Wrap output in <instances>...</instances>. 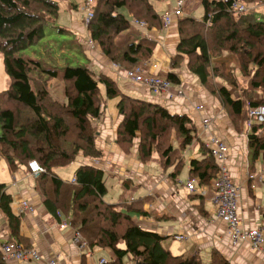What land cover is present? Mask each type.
<instances>
[{"label":"trees","instance_id":"obj_1","mask_svg":"<svg viewBox=\"0 0 264 264\" xmlns=\"http://www.w3.org/2000/svg\"><path fill=\"white\" fill-rule=\"evenodd\" d=\"M152 1L96 0L92 7L93 17L87 24L89 39L99 46L102 55L126 70L151 60L157 48V41L134 30L131 21L136 18L146 22L149 30H161L163 19ZM199 1L204 9L201 20L190 17L178 20L180 41L170 68L176 71L189 59L185 67L206 87L211 83L213 59L227 52L236 56L240 73H253L250 84L254 91L262 92V97L256 99L252 94L246 98L250 108L245 118L251 122L248 139L255 162L264 153V123L253 121L249 112L264 106V17L258 18L256 10L237 15L233 9L236 0ZM239 1L258 5L257 0ZM124 8L129 16L121 12ZM59 14L60 6L55 0H0V52L10 78L9 88L0 92V156L7 161L10 171L38 161L43 172L36 177V187L47 213L59 224L67 219L90 250H110L112 259L107 264H127L128 258L143 264H228L217 251H212L205 262L200 255H174L164 248L165 238L133 216L152 218V213L143 208V200L105 202L106 176L98 166H80L74 182L57 175L58 168L68 167L79 156L102 162L103 152L93 125L104 115L101 85L108 99L119 98L117 106L122 119L117 128V144L126 154L140 139V160L150 162L157 154L164 170L176 165L173 176H177L184 166L181 154L198 137L197 127L188 114L173 113L161 104L129 96L116 81L106 75L97 76L89 65L68 66L63 70L67 101L52 103L46 85L35 83L33 74L51 80L60 71L47 69L22 52L46 38V27L56 23ZM58 30L63 35L73 34L67 28ZM125 32L128 34L121 40ZM174 71L164 76L172 85H180L182 79ZM218 93L236 119L244 114L245 99L233 97L226 87H220ZM172 129L176 131L178 147L168 144ZM201 150L205 158L192 160L189 174L199 185L208 186L218 172V163L205 143ZM124 187L128 189L130 185L124 182ZM13 204L6 184L0 182V213L6 219L11 239L22 244V215H17ZM154 219L162 222L169 217ZM0 264H8L1 251Z\"/></svg>","mask_w":264,"mask_h":264},{"label":"crops","instance_id":"obj_2","mask_svg":"<svg viewBox=\"0 0 264 264\" xmlns=\"http://www.w3.org/2000/svg\"><path fill=\"white\" fill-rule=\"evenodd\" d=\"M154 1H152L153 5L155 4ZM164 1H166V4L162 12L165 10L167 13H170L173 10V4L169 0ZM189 2H191V0H189ZM188 10L191 11L189 8ZM69 25H67L66 28L74 32V34H78L76 32L77 30L83 32V34L87 32L84 22L77 17H75ZM133 26L134 30L157 41V48L155 49L152 59L143 62V64L150 65L151 63H156L158 65L157 69L152 68V70H150L148 66L146 70H150L151 74L165 78V74L174 71L170 68V60L174 58L177 45L179 44L178 19L174 18L172 24L168 28H163L161 30H142L135 25ZM127 34L124 35L121 40H124ZM80 41L82 42L81 39ZM83 48L86 51L87 48L85 46ZM90 48L93 55L91 63L95 64L97 67L96 72L91 65L92 68L90 69L92 71L99 75H106L114 81H116V75L119 77L122 76L121 78L128 81L125 86L127 89L126 91L133 92L136 95L130 93L125 94L134 98L161 104L173 113L188 114L197 127L198 139L206 145L209 142L210 135L204 131L201 120L202 117L205 116L214 118L215 123L212 127V131L225 139L229 145L226 164L232 179L240 188L238 207L244 229H255L259 227V225H262L264 223V167L262 168L263 172L256 178H253V160L248 139L250 133L249 122H244L239 130L234 128L224 108L222 106L219 107L220 103L218 101L214 102L209 94L203 89H199L196 83V77H194V80L190 83L185 70L180 69L179 71H174L181 79H186L183 85L177 86L183 88L186 85V89L191 90L190 95L188 92L186 93L189 96H186L188 98L186 101L188 102L182 105L177 103V97L168 99L166 97L155 96L149 89L133 84L123 73H119L124 71L122 68L119 70L109 58L102 55L100 48L94 50L91 46ZM184 75L186 77L185 79ZM118 84L120 87L124 88L123 83L119 80ZM171 89L174 93H180L174 85L171 86ZM183 95L182 93V96ZM66 101L67 100L64 99L61 102L66 103ZM200 104L205 107L203 113L194 111L196 105ZM107 108L104 107V115L97 121L99 127L97 144L103 152L102 162L98 161V167L105 172L108 192L110 186L115 188L119 196H121L120 203H132L136 201L131 195L135 194L137 191L143 194L146 193L145 197L140 200L144 202L143 208L147 212L152 213V218L139 214L133 216L144 222L148 227H152L154 231L159 232L165 238L164 241L168 238L173 239L176 234H184L186 239L182 242H178L182 243V245L176 248H171V246L169 247L171 249H168L174 255H200L206 262L209 260L213 249L222 251L226 257H232V251L234 252V250L239 249L235 257V259L238 260L237 264H264L263 251L256 249L250 243L237 246L233 245L227 232V225L223 221L215 219L214 210L209 211L208 209V204L206 203L208 200L201 199V197L191 194L186 188V182L191 179L189 174L191 169L190 162L194 159L203 160L205 158L201 150L200 142H194L189 146L190 149L187 150L189 148L187 147V152L185 153V150L180 156L183 163H186L187 175L182 174L179 176L178 174L177 176H173L176 165L164 170L158 155H154L152 161L143 163L140 160L136 147H134L129 154H126L119 147L116 140V133L122 117L118 113L115 118L108 117L106 114ZM113 110L115 111V109ZM215 125L216 131L214 129ZM173 146L178 147V142L174 141ZM263 155L264 153L262 152L258 155V162L262 159L264 160ZM78 159L77 166L70 172L73 178L76 168L84 164L94 165L93 160L84 159L82 156ZM7 166L8 165H5L4 168L3 165L2 168L4 174L2 182L7 186V192L14 198V211L16 213L19 212L18 207L22 200L28 201L34 207L33 213L25 212L22 214L20 242L26 248L35 249L41 256L40 260L15 264H48L47 262L57 255H60L59 264H100L101 258H106L104 255L105 251H108L112 259V252L108 249L96 248L91 250V254H87L76 247L73 242L72 229H61L60 224L45 210L42 195L36 187V177L31 174L28 167L23 165L20 166L17 171L11 172L9 166ZM56 173L64 180V173H62V171L56 170ZM260 175H263V181L257 182V186L254 189L252 183ZM11 178L13 184H9L8 182ZM66 181L69 182L71 180L67 179ZM124 182H127L130 188L125 189ZM121 192H123L122 195ZM105 197L104 200H106ZM106 201L112 204L113 200ZM163 216L169 217V221L163 220L162 222H156L154 219V217ZM64 220L65 219L62 221ZM10 239L11 237L6 219L0 213V244ZM107 259L108 261L111 260L109 258H106V260ZM233 259L234 257H232V260ZM135 263L137 264L138 262L132 263L128 261L127 264Z\"/></svg>","mask_w":264,"mask_h":264},{"label":"rangeland","instance_id":"obj_3","mask_svg":"<svg viewBox=\"0 0 264 264\" xmlns=\"http://www.w3.org/2000/svg\"><path fill=\"white\" fill-rule=\"evenodd\" d=\"M55 1L60 6V14H59V17H58L56 23L50 24L49 26L46 27L47 36L45 39H43L38 44H36V45H34V46H32V47H30L27 50L22 52L23 56L41 62L45 68H47V69H49V68L50 69H58L60 71L58 77L55 79H51V80H49L43 76H40L39 74H36V73L33 74V78L36 81L35 83H37L41 86L46 85L48 95H49L50 101L52 103L61 102L62 100L66 99L65 90H66L67 86L63 80V74H64L63 70L65 68H67L68 66L79 67V66L89 65L90 68L93 67V69L97 72L96 65L91 63L93 55L91 53V48H90L87 32H84V34H83V32H81L80 30H77L76 32L78 34H74V32H73V34L68 33V34L63 35V34H60L59 30H58L59 28H66L67 25L72 23V21H73V19H75V17H77L78 19H81V21L84 22L85 27L87 26L86 25V19H88V10H87V7L85 6V0H55ZM169 1L173 4L172 5L173 10H176L179 8L178 0H169ZM257 1L258 2H256V3H258L259 6L256 4L255 5H253V4L249 5L247 3L246 4L249 5L250 9L256 10V14H257L258 18L264 17V0H257ZM241 2H243V1H241ZM154 3H155L154 6H155L157 12L159 13V15L162 18L167 13V11H165V10L162 12L163 8L165 7L166 1H164V0L156 1L155 0ZM93 5H92V7H93ZM73 6H74V8H73ZM188 8L191 9V11H189ZM183 10L186 14L185 17H190V18H194L197 20H201L203 15H204V9L200 5L199 0H191V2H188V4H186V6ZM186 10H188V11H186ZM121 12L123 14H125L126 16H129L125 8L122 9ZM163 28H165V27H163ZM126 34H127V32L123 33L122 36L120 37V39ZM80 39L82 40L83 43L80 41ZM179 41H180V37H179ZM84 46L87 48L86 51L83 48ZM177 47H178V45H177ZM176 54H177V49H176L175 55ZM186 62H189V59H185L181 63L180 69L186 71V76H187L189 82L192 83V80H194L193 79L194 76L185 67ZM170 63H171V60H170ZM91 65H92V67H91ZM213 66L217 67V68H216V70H214V67H210L211 83H209V85L206 87L202 86L199 83L198 79H197L196 83L199 86L200 90L203 89L207 94H209L213 98L214 102L218 101L220 103L219 107L222 106L224 108V110H225L228 118H230L234 128L239 130L240 127L244 124V122L247 121V119L245 118V113H246V110H248V108H250L249 102L246 103V98L248 100L250 98V96H252V94H254L253 97H255L256 99H260L262 97V92L261 91H254L252 89L250 81H251V77H252L253 73H249L248 75H244L237 70L238 63H237L236 56L229 54L227 52H224V53H222V55H219L213 59ZM122 68H124V67H122ZM251 68L253 69V67H251ZM180 69H178V71ZM123 70H126V69H123ZM96 75L100 76L99 74H96ZM222 75H224V76H222ZM115 77H116V83L117 84H118V80L123 83L124 88L120 87L118 84V86L122 92L136 95L133 92L126 91L127 89L125 86L128 83L127 80L121 78L122 76L119 77L118 75H116ZM185 78L186 77L184 75V79ZM185 81H186V79L185 80L182 79V82L180 85H183L185 83ZM9 86H10V78L5 71L4 63H3V54L0 52V92L7 90L9 88ZM178 86L174 85L175 88H177L180 92H182L184 94L183 96H182V94H179V92H176V93L172 92V89H171V92H172V94H174L177 97L176 101L178 104L185 105L188 102V101H186V100H188L187 97H189L186 93L188 92L190 95L191 90L186 89V85L183 88L178 87ZM220 87H226L230 91L231 95L235 98L245 99L244 114L239 116L240 118L236 119L232 115L230 108L226 105V103H224L222 101V98L220 97V95L218 93ZM44 88H45V86H44ZM45 90H46V88H45ZM101 94H102V97L105 101L104 107L107 108L108 106H110L107 108V113H106L107 116L110 118H115L117 116V113L119 114L118 106H117L119 98L108 99L106 96L105 87L103 85H101ZM112 108L115 109L116 112ZM194 111H197L196 108H194ZM177 114H181V113H177ZM233 120L235 122H233ZM214 123H215V121H214ZM214 123H213V125H214ZM93 125L95 126L96 132L98 133L99 127H98L97 121H93ZM214 129L216 131V125H215ZM98 137H99V134H98ZM139 137H141V134H139ZM176 138H177L176 131H175V129H172V131L169 135L170 141L168 142V144L169 143L173 144L174 141L176 140ZM116 140H117V133H116ZM139 141H140V139H137L135 144H134V147H136L137 149L139 146ZM162 142H165L164 139L162 140ZM194 142H200L201 147H202L203 143L201 140L198 139V137L196 138V140ZM122 146L124 147L125 145H122ZM154 147L158 148L157 143L154 144ZM189 149H190V147L187 150H189ZM187 150L185 151V153L187 152ZM199 151H200V149H199ZM155 155H157V154H155ZM79 157H81V156H79ZM263 157H264V155H263ZM78 158L72 164H70L68 167L57 169V170L62 171V173H64V175H63L64 181H66L67 179H70L72 181L74 179L73 175H71L70 172L77 166V163H78L77 161L79 160ZM84 159H86V158H84ZM87 160H92V159H87ZM93 161H95V160H93ZM3 165L5 168V165H8V164H7V161L1 157L0 158V182H2L4 179V174L2 172ZM253 166H254V169L252 168V171H254L253 177L256 178L260 173L263 172L262 168L264 167V160L262 159L261 161L258 162V159H257L255 162L252 163V167ZM78 168H76V170ZM182 169L183 170L180 171L179 176H181L182 174L187 175L186 163H184V166ZM8 182H9V184H13L12 178ZM259 189H261V188H259ZM122 193L123 192H121V195H122ZM145 195H146V193L143 194L142 192L137 191L135 194H132L131 196L134 197V199L136 201H138L141 198H144ZM105 196H106L105 197L106 200H113L112 204H119L120 203L121 196H119L118 191L111 186L109 187V192H107V194ZM106 200H105L106 203L111 204V203L107 202ZM208 202H206V203L208 204L209 211L214 210V204L212 202H210L209 200H208ZM167 221H169V220H167ZM180 245H182V243H178V241H176L174 238L173 239L168 238V239H166V241H164V246L167 249L176 248L177 246H180ZM169 247H171V248H169ZM212 251L219 252V254L225 258V260L227 261L228 264H237L238 263L237 262L238 260L235 259V257H236V254L238 253L239 249L234 250V252L232 251V257H234L233 260H232V257H230V256L226 257L222 251H219L216 249H213ZM212 251H211V253H212ZM104 253H105L104 255L106 258L111 259V256L108 253V251H105ZM106 258H104V259H106ZM128 261L129 262L131 261L132 263H134V261H132L129 258L127 259L126 263H128Z\"/></svg>","mask_w":264,"mask_h":264},{"label":"built area","instance_id":"obj_4","mask_svg":"<svg viewBox=\"0 0 264 264\" xmlns=\"http://www.w3.org/2000/svg\"><path fill=\"white\" fill-rule=\"evenodd\" d=\"M94 2L95 0H85V6L88 10V19H86V25L93 17L91 9ZM188 2L189 0H178L179 8L172 10L170 13H167L162 17L164 23L163 26L165 28H168L172 24L174 18L180 19L186 16L183 9L185 8L186 4H188ZM233 9L237 15L248 13L254 10L250 9L249 5L239 0L234 1ZM132 23L142 30L149 29L148 24L144 21L142 22L133 18ZM89 44L93 50L98 49V45L92 40L89 41ZM115 66L118 67L119 70L122 68L118 64H115ZM148 66L150 70H152V68H158L156 63H151L150 65L143 64L132 70H124L123 72L119 73H123L124 76L133 84L149 89L155 96L174 99L176 96L171 92V82L166 78L151 74L150 70H146L148 69ZM179 94L182 93L180 92ZM204 109V105H196V110L198 112L203 113ZM249 116L253 121L263 124L264 106L250 110ZM201 123L204 131L210 135L207 147H209L212 156L218 163V172L208 186L199 185V182L196 179L188 180L185 186L191 194L207 199L214 204L215 219L223 221L227 225V232L233 245L237 246L244 243H250L256 249L264 252V223L255 229L245 230L243 221L239 215L238 203L240 198V188L232 179L229 168L226 164L229 145L225 139L212 131L214 123L213 117H202ZM250 123L251 122H249V126ZM94 165L99 166L98 160L94 161ZM28 169L35 177H38L43 172V168L36 160H33L29 163ZM74 181L75 179L72 180V182ZM262 181L263 175H260L252 183V187L255 189L257 186L256 183ZM18 211L19 212L17 214L19 215H22L25 212L33 213L34 207L28 201L22 200L19 204ZM60 228L72 229L74 245L81 251L91 254V250L88 248L87 242L83 239L81 233L73 229L67 219L62 221ZM174 239L178 242H182L184 239H186V236L184 234H176L174 235ZM0 251L4 261L8 264L23 263L32 260L35 261L40 260L41 258L40 254L35 249L26 248L22 244L12 239L0 244ZM59 259L60 255H57L51 258L47 263L59 264ZM107 263L108 260L106 259L100 260V264Z\"/></svg>","mask_w":264,"mask_h":264},{"label":"water","instance_id":"obj_5","mask_svg":"<svg viewBox=\"0 0 264 264\" xmlns=\"http://www.w3.org/2000/svg\"><path fill=\"white\" fill-rule=\"evenodd\" d=\"M137 264H143V263L138 262Z\"/></svg>","mask_w":264,"mask_h":264},{"label":"clouds","instance_id":"obj_6","mask_svg":"<svg viewBox=\"0 0 264 264\" xmlns=\"http://www.w3.org/2000/svg\"><path fill=\"white\" fill-rule=\"evenodd\" d=\"M133 19V18H132ZM179 20V19H178ZM132 21V20H131ZM87 27V26H86ZM164 27V26H163ZM149 30V29H148Z\"/></svg>","mask_w":264,"mask_h":264}]
</instances>
